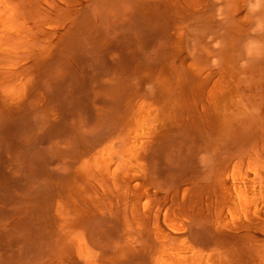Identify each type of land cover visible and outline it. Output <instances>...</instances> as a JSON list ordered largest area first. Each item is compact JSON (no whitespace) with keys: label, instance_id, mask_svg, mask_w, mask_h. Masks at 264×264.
I'll return each mask as SVG.
<instances>
[{"label":"rangeland","instance_id":"374dc122","mask_svg":"<svg viewBox=\"0 0 264 264\" xmlns=\"http://www.w3.org/2000/svg\"><path fill=\"white\" fill-rule=\"evenodd\" d=\"M31 1L20 0L25 19L32 18L24 24L34 33L26 39L30 46L21 42L10 56L20 53V60L5 56L16 82L6 88L0 83V264H153L155 217L161 210L164 221L167 209L184 212L180 232L195 246L213 252L220 264H242L264 234L244 226L241 232L216 229L212 202L220 191L217 176L247 161L254 146H264V0ZM59 12L65 16L58 18ZM48 13L47 21L40 19ZM227 65L243 101L221 132L208 123L189 85L194 90V83ZM177 76L188 77L186 85ZM169 90L182 94L169 97ZM142 98L166 104L169 121L168 130L147 143L143 166L134 172L142 190L128 195L119 184L122 194L109 181L103 187L86 179L80 165L109 138L123 149L132 106ZM224 156L231 165H221Z\"/></svg>","mask_w":264,"mask_h":264},{"label":"bare ground","instance_id":"6f19581e","mask_svg":"<svg viewBox=\"0 0 264 264\" xmlns=\"http://www.w3.org/2000/svg\"><path fill=\"white\" fill-rule=\"evenodd\" d=\"M35 1H37V0H35ZM45 1L50 2L51 0L50 1L45 0ZM45 1L43 3H45ZM21 2L23 3L22 6L23 5L25 6L24 2L23 1H21ZM34 2L32 3V5L36 3V2L35 3ZM72 2H71V4H73ZM74 2L76 3V1H74ZM20 4H21L20 0H0V57L2 58V59H0L1 60L0 61V72L2 71L3 74L6 75L5 77L0 79V83H1V85H4L5 88H6V86L12 87L13 84L16 82V80H14L12 78V74H13L12 69L14 67H12L11 62H8L6 60L7 59L6 57H9L10 61H12V60L16 61L17 58L18 59L21 58L22 55L19 53L17 58H14L11 60V57H13L14 55H17L15 53H17V50H18L19 46L21 45L20 43L26 42V39L29 40V38H28L29 32L27 33V30H26L27 27H25L24 24H25L26 20H30L32 18L30 17V19H25L26 15L24 14V12H26L27 9H24ZM45 4H47V2ZM51 4L52 5H50V3H49L50 7L53 6V8H55L54 5L56 6V3L53 5V2H52ZM77 4H79L78 1H77ZM35 5L32 7L37 8L38 6L37 5L35 6ZM65 5H66V3H65ZM39 6H41V5L39 4ZM60 8H61V6H60ZM43 9H44V7H43ZM62 9L64 10V8H62ZM24 10H26V11H24ZM44 10L46 11V9H44ZM63 10H61V11H63ZM60 13H61L60 16H57V13H56V16L58 18L62 16L61 18H63L65 15L63 16L62 12H59V14ZM34 14L36 15V13H34ZM48 16H49V13L47 16H45V15H44V17L40 16V19L44 18L43 21H45V20L47 21ZM35 17L38 18L39 14H38V17L37 16H35ZM57 17L56 18L54 17V18L57 19ZM49 21H53V23H54V20L49 19L48 23H49ZM39 22H41V20ZM55 22H56V20H55ZM53 23L51 24L52 26H53ZM32 27H34V26H32ZM35 27H37V26H35ZM40 28H41V26H40ZM40 28H39V30L37 29L38 32L41 31L42 28L41 29ZM30 29H32V28H29V30ZM34 30H36V29H34ZM42 30H43V34H46L45 33L46 31H44V29H42ZM31 32L32 31H30L29 34H31ZM47 33H49V31ZM33 34L34 33L32 32V35ZM39 34H42V32L41 33L39 32ZM34 37L36 38V36H34ZM38 38L39 37H37V39ZM37 39H36V41H37ZM33 40H34V38H33ZM28 44L29 43H27V46H28ZM29 46H30V44H29ZM22 47L23 46H21V48L19 49L20 51H21ZM31 49L32 48H30V51H31ZM23 50L26 51L27 49L24 48ZM26 52L28 53L29 51H26ZM23 55H24V53H23ZM2 60L5 62H2ZM193 63H195V62H193ZM17 66H19V64ZM17 66H15V67H17ZM198 66H199V64H198ZM198 66L196 67V64H194V65H191V67H190L191 72L194 76L193 79L197 80L196 82L199 81V78L201 75V73H199L200 71L197 69V68H199ZM202 67L200 69H202ZM205 67H207V66L204 65L203 68H205ZM213 67L214 66H212L211 69H213ZM208 68H210V67H208ZM217 68H219L218 70H220V67H217ZM185 69H184V72H186V70H187V69L186 70ZM16 71H13V72L15 73ZM18 71H17V73H18ZM164 71H165V69H164ZM172 73H174V72H172ZM216 73H215L214 77H211L212 74L210 73L211 78H209V76H207V78H209V79H206V78L203 80L200 79L201 81L199 84L194 83L193 86L191 84V86L194 90L190 89V85H189V90H190V93H191V91H194V93L196 95H198V97H199L198 102L200 100V104L202 105V111L205 113V116H206L208 123L217 126L220 129V131L222 132L225 129V127L230 123L232 116L237 112L238 105L241 102V100L243 101V98L241 99V94H240V91L238 89L236 80H235L234 76L232 75L230 65L225 66L217 74ZM3 74H2V76H3ZM175 74H177V73H175ZM19 75H21V74H19ZM184 75H186V74H184ZM187 75H188V77H190L189 73ZM206 75H208V74L206 73L204 77H206ZM18 76H17V78H18ZM188 77L186 78L187 81H188ZM21 79H22V77H21ZM161 79L163 80V78H161ZM184 79L185 78L177 79V80H183V81H180L182 86H183V83L186 85V82H184ZM190 79H192V77H190ZM17 81H18V79H17ZM165 81H166V78H165L164 82ZM179 84H178V86H181V84L180 85ZM196 84H197V86H196ZM185 85H184L185 89H183V91L185 92V96H186V94L188 95L187 91L189 92V90L186 89ZM176 87H177V85L175 86V88ZM240 88H241V86H240ZM1 89H4V87L2 86ZM14 89H16V88H14ZM160 90H161V88H160ZM174 90H176V89H174ZM174 90L173 91L169 90V97H172L170 95L172 92H174V93L179 92V91L175 92ZM181 90H182V88H181ZM162 91H164V90H162ZM179 93L182 94V92H179ZM178 95H176V98ZM143 96L144 95H142L141 97H143ZM156 96H153V97H155L154 98L155 100H157L158 97L161 98V96H158L157 98H156ZM162 96H165V93H163ZM180 96L181 95H179L178 97L180 98ZM144 97H146V96H144ZM184 98L186 99V97H184ZM193 98L196 99V96L195 97L193 96ZM148 100L142 98V99L134 102V104L132 106L131 114H130L128 121H127V125H126L125 132H124V137L122 139L124 142V143L122 142V144H124L123 149L119 150L121 146H119V148H118L117 138H112L111 140L109 138V141L105 142V144H102L103 147L101 149L98 148L99 150L97 152L94 151L95 153L92 154V156L88 160H85L80 165V168H79L80 174H82L86 179H89L91 182L104 183V181H106V183H108V184L110 182V185H108V186H111V183H112V184H114L115 188L120 187V186H118L119 184H123V186L122 185L121 186L124 189L127 188V191H124V192L128 193V195L130 193L140 189V186L144 185V184H141L140 180L134 179L136 176V175H134V172L139 171L140 167L143 166V163L145 161L144 160V157H145L144 153H146L145 148H146L147 143L150 142L158 133L162 132L164 129L168 130L167 128H168V123H169L168 118L166 116L167 105L163 104V103H159V102H161L160 100L157 101L158 103L153 102V99H152V102H150V100L149 101ZM178 101H180V100H178ZM191 101H192V99H191ZM180 102L183 103L182 101H180ZM192 102L194 105L193 108H194V110H196L195 104H197L198 102L197 101H192ZM192 102H191V104H192ZM187 103L185 102V105ZM243 103H245V101ZM185 108H186V106H185ZM188 109H186V110H188ZM197 110H198V108H197ZM172 113H174V111H172ZM198 114H201L200 110H199ZM195 116H197V115H195ZM202 121L203 122L206 121V120L204 121V116H203ZM214 128H216V127H214ZM105 140H107V139H105ZM262 140H264V139L262 138ZM256 142H257V140L255 141V145L256 144L258 145V142L257 143ZM263 144H264V142H263ZM254 147L252 149V150H254L252 155L249 154V156L251 155V157L247 161H244V159H242V160L238 159V160H241L238 162L236 160L237 163H235V162H234L235 164L233 163L234 165L232 168H230L231 170H229L225 173L221 172L222 174H220L219 171H222L221 170L222 166L220 167V165H219L220 169L217 172H219L220 175L218 174L219 176H217V182H218L217 184H218V187L220 186L219 187L220 191H219V188L218 189L216 188L219 191L218 195L216 194L217 196L214 199V201L212 198L209 199L210 202L213 201L212 203H214V205H215L216 225H217L216 229L218 227V228H221L222 230L234 229V230H236V232H241V231H243V229L241 230L240 228L242 226H244V228L247 227L248 229H251V230L255 229V230H257V232L261 231L264 234V146H263V148L256 146L255 149H254ZM245 157H247V156H245ZM224 158H225V156L222 159L219 158V160L221 159L223 161V164H221L223 166H224V161L226 160ZM222 161H219L218 164H220ZM226 161H227V164L229 163L231 165V162L229 160H226ZM229 164L228 165L225 164V165L229 166ZM226 166H225V168H226ZM139 175L144 176L142 173ZM213 181H216V177H215V180H213ZM106 183H104L105 185L103 184V187L107 186ZM212 186L217 187L216 185L214 186L213 184H212ZM212 186L210 185L208 187H211V189H212ZM117 189H116V191H119L121 189L122 191L120 190L121 192L119 191V193L124 194L123 189L121 187H120V189L119 188H117ZM216 189H214V190L216 191ZM140 190H142V189H140ZM208 190H209V188H208ZM205 191L208 192L206 189H205ZM178 192L176 191L175 193H178ZM135 193H138V191H136ZM183 193H184V191H183ZM146 194H147V192H146ZM186 195H188V194L186 193ZM207 195H209V194H207ZM137 196H139V195L137 194ZM129 197L130 196H126V198H129ZM139 197H141V195ZM186 198H189V196L188 197L186 196L185 200H186ZM208 198H209V196H208ZM132 199L134 200L133 196H132ZM185 200L183 199V201H185ZM209 200H208V202H209ZM129 201H130V199H129ZM140 201L141 200L137 201V203H139ZM150 201L151 200L147 197V199L144 200V202H143V208H144L145 212H147V213H148L149 208H150V204H151ZM133 202L137 207L138 205L135 203L136 200ZM133 202H131V204ZM210 202H209V204H210ZM177 203H179V202H176V204ZM212 203H211V205H208V204L207 205L212 206ZM161 205L162 204H160V206ZM163 205H162V207H163ZM160 206H159V208H160ZM153 207H154V205H153ZM159 208H158V210H159ZM139 209L140 208L137 207V209H136L137 212ZM209 209H210V207H209ZM136 210H134V211H136ZM140 210H139V212H141ZM159 211L161 214V210H159ZM162 213H163L164 218H165L164 221L161 220L160 214L157 216L155 213V216H157V217H155L157 219V221H156V219H154L157 222V223L154 222V223H156L155 225H157V236H156V234H155V236L158 238V241L156 240L157 241L156 242L157 247L155 248V252L153 251L155 253V258H154L153 264H220L219 260L217 259L216 255L213 252H209V253L204 252V250H202L201 248H198L199 246L198 247L195 246L194 243H191V241L188 240V238L182 236V234L180 232L181 228H182L181 224L184 222V221L182 222L183 218H184V220L186 219L184 217L185 214L182 210L174 209V210L170 211L169 209H167V210L162 211ZM150 214L151 213L149 212L148 215H150ZM186 217H187V215H186ZM145 218L148 220L147 217H145ZM243 222H244V224H243ZM164 223H167L169 226H172L174 228V231H176V232H174V234H173V233H170L169 231H167L166 229H164V226H163ZM184 227H185V225H184ZM222 230H220V231L222 232ZM225 235H227V234H225ZM231 235H233V234H231ZM255 240H257V239H255ZM76 242L81 246V248L83 250L85 249V243L82 239H79ZM250 246H251V244H250ZM247 249H248V247H247ZM245 253H244V255H245ZM241 260L243 263L246 260V264H264V240L255 241L254 244L248 249L247 259L244 258V260L243 259H241ZM239 262L241 263V261H239Z\"/></svg>","mask_w":264,"mask_h":264}]
</instances>
